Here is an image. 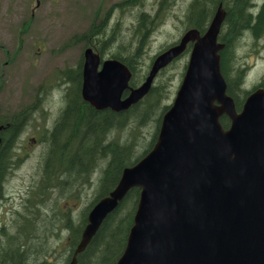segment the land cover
<instances>
[{
  "label": "water",
  "instance_id": "obj_1",
  "mask_svg": "<svg viewBox=\"0 0 264 264\" xmlns=\"http://www.w3.org/2000/svg\"><path fill=\"white\" fill-rule=\"evenodd\" d=\"M224 17L219 4L204 33L185 30L155 55L136 87L129 86L131 71L123 62L84 48L83 100L121 112L192 44L155 144L90 207L67 264H76V254L134 186L140 192L133 223L115 264H264V89L255 88L236 110L220 70ZM222 114L230 120L226 128Z\"/></svg>",
  "mask_w": 264,
  "mask_h": 264
},
{
  "label": "trees",
  "instance_id": "obj_2",
  "mask_svg": "<svg viewBox=\"0 0 264 264\" xmlns=\"http://www.w3.org/2000/svg\"><path fill=\"white\" fill-rule=\"evenodd\" d=\"M172 3L173 0H158L153 13L142 9L144 0H121L115 4L119 8H139L132 21L137 43L133 48L116 45L109 56L123 62L131 71L130 87L143 82L153 57L170 46L159 49L150 57L149 63L141 60L150 33ZM219 4L225 10L218 34V41L224 43L219 52L220 70L226 82V92L232 97L238 111L251 91L257 87L264 89V72L251 89L244 88L247 66L240 61L236 51L242 36H252L257 40L264 34V0L256 10L257 4L253 0H189L181 31L196 28L201 34L204 33ZM106 18L98 25L93 22L87 31L75 34L71 39L74 42L86 41V45L91 46L102 58L101 45L111 46L114 43V37L108 32ZM93 39L99 40L100 45L91 44ZM190 47L191 43L184 54L189 52ZM175 60L157 73L143 98L121 112L97 110L83 100L80 93L82 57L77 66L60 71L65 81L64 105L52 127L42 135L47 147L36 187L31 195L24 198L22 210L16 211L18 219L14 221L13 231L1 228L0 264H53L51 256L54 260L61 258L62 264L68 263L80 240L90 207L115 187L124 167L136 163L155 144L161 117L170 106L167 104L170 96L169 80L164 74ZM184 67L185 64L183 70ZM27 116L28 110H25L24 113L0 119L4 126L9 124L7 129L0 130V200L5 198L6 178L17 163L16 139ZM219 121L226 128L230 120L222 114ZM149 123H152L153 130L145 138L142 130ZM97 168L99 176L93 198L75 219L69 209L64 210L62 201H67L71 193L76 197L85 186H89ZM139 192L137 186L129 189L85 248L76 254V264L116 263L126 245ZM59 223L66 231L62 252L49 244L51 238H61ZM54 242L57 245L59 240Z\"/></svg>",
  "mask_w": 264,
  "mask_h": 264
},
{
  "label": "rangeland",
  "instance_id": "obj_3",
  "mask_svg": "<svg viewBox=\"0 0 264 264\" xmlns=\"http://www.w3.org/2000/svg\"><path fill=\"white\" fill-rule=\"evenodd\" d=\"M119 1L0 0V119L28 110L16 139L17 163L6 178L5 198L0 200V238L1 228L13 231L14 221L18 219L16 211L22 210L24 198L32 194L38 182L47 147L42 135L52 127L64 105L65 81L60 71L77 66L87 47L86 41L74 42L71 38L87 31L93 22L100 24L107 16L108 32L114 37V43L101 45L102 58H111L110 53L116 45L133 48L137 43L132 21L139 8L115 7ZM188 2L173 0L164 11L144 47L141 57L144 63H149L150 57L163 46L177 42L183 33L182 19ZM253 2L257 4L256 10L262 0ZM157 3L158 0H144L142 9L153 13ZM91 44L100 45V41L93 39ZM236 51L240 61L247 66L243 86L251 89L264 72V34L257 40L242 36ZM188 57L189 52L183 53L164 74L169 80V105L182 80ZM152 130V123L143 128L145 138ZM98 176L99 168L92 174L89 186H85L76 197L71 193L67 201H62L64 210L69 209L75 219L92 200ZM59 227L61 238L53 237L49 244L62 252L66 231L61 223ZM54 240H59L57 245ZM50 259L53 264H62L61 258L54 260L51 256Z\"/></svg>",
  "mask_w": 264,
  "mask_h": 264
},
{
  "label": "flooded vegetation",
  "instance_id": "obj_4",
  "mask_svg": "<svg viewBox=\"0 0 264 264\" xmlns=\"http://www.w3.org/2000/svg\"><path fill=\"white\" fill-rule=\"evenodd\" d=\"M0 125H1V128L3 127L4 129H7L8 127H9V124H5V126L4 125H2L1 123H0Z\"/></svg>",
  "mask_w": 264,
  "mask_h": 264
}]
</instances>
